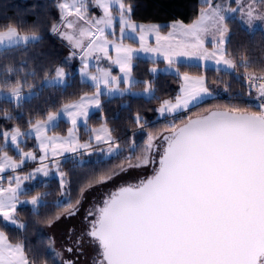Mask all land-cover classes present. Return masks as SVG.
Returning a JSON list of instances; mask_svg holds the SVG:
<instances>
[{
    "label": "snow or ice",
    "instance_id": "obj_1",
    "mask_svg": "<svg viewBox=\"0 0 264 264\" xmlns=\"http://www.w3.org/2000/svg\"><path fill=\"white\" fill-rule=\"evenodd\" d=\"M236 7L213 0H202L201 10L189 24L174 22L167 35L161 34L157 24H138L132 19L133 6L126 0H68L58 3L61 26L54 24L53 33H60L74 50H79L82 62L81 75L95 85L92 96H81L77 102L67 103L60 112L48 113L45 120L30 121V133L39 141L40 166L34 172L21 178L16 175L7 180V187L0 186V218L19 228H25L17 219V207L30 204L35 214L45 196L37 193L30 199L22 184L34 179L37 174L48 176L55 168L59 177L60 193L64 199L54 205L64 211V218L74 217L84 200V193L93 187L106 185L129 169H142L152 165L151 175L136 183H124L103 199L98 209L90 208L85 215L86 235L95 246L93 264H264V75H256L246 58L239 63L228 51L229 18L227 14L239 13L241 22L251 28L256 21H264V0H235ZM90 6L100 15H90ZM70 17L74 19H69ZM118 19L119 38L115 26ZM139 38V47L126 45L128 33ZM155 36V46L147 37ZM211 37V40L208 37ZM128 39H135L128 36ZM36 34L20 35L15 27L0 31V45L37 41ZM110 49L115 57L110 55ZM144 52L162 56L169 68L179 57L214 61L215 65L227 70L242 68L244 80L255 89L260 100L258 111L233 105L224 110H212L196 119L182 118L183 126L167 123L165 131L158 136L151 133L141 149L143 155L125 157L128 167L116 166L118 170H105L86 176L78 185V195L73 202L68 192L69 180L56 159L64 153L91 154L93 140L96 145H106L108 156H119L121 146L113 137L107 124L91 130V137L81 143L76 137L78 121L87 124L90 107H100L101 86L108 92L119 91L120 78L106 69H97L91 74L88 58L102 54L117 65L123 73V82L129 89L135 86L132 72L134 53ZM75 55V52L73 53ZM99 58V57H97ZM12 69H8L11 72ZM153 68L152 72L155 73ZM179 73V69H176ZM264 72V68L260 69ZM64 69H55L54 79L63 82ZM179 94L174 100H164L156 110L161 117L177 116L198 108L207 101H215L214 89L201 75L192 77L187 73L181 77ZM217 83H222L218 81ZM145 92L152 91V83L145 81ZM10 94L17 102L22 100V88L9 86ZM228 86H225L227 91ZM67 116L71 128L67 137L49 136L48 128L54 125L60 113ZM132 123L140 130H146L147 122L137 113ZM29 133V134H30ZM20 128L0 132L4 143L10 139L19 152V159L8 155L0 144V174L15 173L26 160H37L32 151L24 152L19 138L24 136ZM156 141L161 143L157 144ZM135 154V144L132 145ZM159 149L156 158L155 150ZM49 163L44 161L49 160ZM92 217L93 219H89ZM59 215L50 216L49 227L60 220ZM73 230L70 229L71 233ZM78 238L76 244L79 245ZM54 240L48 246L55 258L62 253L54 247ZM68 253L73 248H66ZM0 264H35L23 243H12L5 231L0 230ZM63 264H75L64 260Z\"/></svg>",
    "mask_w": 264,
    "mask_h": 264
},
{
    "label": "trees",
    "instance_id": "obj_2",
    "mask_svg": "<svg viewBox=\"0 0 264 264\" xmlns=\"http://www.w3.org/2000/svg\"><path fill=\"white\" fill-rule=\"evenodd\" d=\"M126 2L133 6L132 19L134 21L165 23L166 27L163 30L167 31L171 22L191 23L201 10L202 0H126ZM57 5V0H0V31L15 27L20 33L40 36L39 40L28 44L0 49V85L4 89H10L6 85L16 86L19 83L25 90L33 87L39 90L31 99L21 103L6 99L1 101L0 132H3L5 128L15 126L27 130L30 128V121L45 120L48 113L58 112L65 104L95 91V87L81 81L76 72L71 73L70 81L65 86L40 87L44 79L55 74L57 67H71L68 62L64 61L62 42L56 33L51 31V27L58 24L60 19ZM229 27L231 34L227 48L232 57L237 63L241 58H246L256 75L264 74L260 71L264 68V30L258 29L250 32L237 17L229 20ZM165 66L166 63L162 60L136 59L133 67L136 82L133 87L145 89L144 82L150 81L154 91L150 98L131 94L113 98L103 96L101 109L91 115L89 125L97 127L105 121L121 146L120 155L105 159L100 158L97 153H91L82 155L86 158L84 163H80L78 157L64 161L62 168L70 182L68 192L73 202L78 195V185L86 176L105 170H118L116 166L127 165L124 162L125 157H134L132 162L135 163L136 158L143 155L141 149L145 146L147 136L150 133L156 135L165 131L167 123L174 122L180 126L182 118L186 120V118L203 115L212 109H224L227 105L247 108L252 112L258 111L257 108L247 103L249 90L242 68L227 71L226 74L225 70L213 67L177 64L180 73L203 75L207 79L208 86L215 90L217 99L209 100L198 108L178 114L173 117L174 120L159 119V113L156 110L161 102L174 100L182 84L180 76L152 73V68ZM9 68L12 69L11 72H8ZM218 81L222 83H217ZM226 85L228 86L227 91H225ZM137 113L147 122L146 130H140L132 123ZM69 126V123L62 121L54 131L65 133ZM82 133L83 139L89 138L90 132L83 127ZM0 144L5 145L2 137H0ZM5 149L14 154L11 146ZM159 151V149L156 151L158 155ZM107 185H101L92 190H102L101 193L107 195L117 188L116 184ZM36 192L44 193L45 196L44 203L41 204L39 210L34 214L33 209L27 206L19 208L17 213L19 219L25 223V228L12 226L0 218V229L5 231L11 242L23 243L30 259L34 260L35 264H60L48 251L46 245L48 239L44 235L48 218L64 212L54 207L62 197L59 179L39 183V186L30 193Z\"/></svg>",
    "mask_w": 264,
    "mask_h": 264
},
{
    "label": "rangeland",
    "instance_id": "obj_3",
    "mask_svg": "<svg viewBox=\"0 0 264 264\" xmlns=\"http://www.w3.org/2000/svg\"><path fill=\"white\" fill-rule=\"evenodd\" d=\"M57 2L58 3L64 2V0H57ZM68 2L70 3L71 0H68ZM213 2L214 3H216V2L226 3L230 7H236L235 0H213ZM92 14L98 16V15H100V12H99L98 9L92 8L90 6V15H92ZM226 15H228L229 20L232 19V18H235V17H237L240 20H242V18L240 17L239 13H231V14H227L226 13ZM59 17H60V19H59L58 25L61 26V31L62 32L63 31H71V30L65 29L63 27V25L61 23L60 10H59ZM69 19H74V18L70 17ZM134 22H136L138 24H143V25H151V24L160 25L161 26V34L162 35H167L168 31L171 30L170 26H169V30H167V31L163 30L166 27L165 23H143V22H137V21H134ZM174 22H177V21H174ZM174 22H171L169 25H171ZM179 22H182V21H179ZM118 23L119 22H118V19H117L116 26H115V33H116L115 37H113L111 35V32H112L111 29L107 30L109 32V38L110 39L119 38ZM182 23H184V22H182ZM184 24H186V23H184ZM244 26L246 28H248V30L250 32H254V31L258 30V29L264 30V21H256V22H254V24H253V26L251 28H249L245 24H244ZM18 33L20 35H29V36L33 35V34H23V33H20L19 31H18ZM230 34H231V31H230V27H229L228 40H229ZM36 35H38V34H36ZM56 35L60 39V41L62 42V49H63V53H64V61L68 62L71 67H69V66H60V67H62L64 69V73H65L64 78H63V82L49 83V81L54 79V76H55V74H54V75L48 76L46 79H44L43 82L40 84V87H44V86H65V85H67L69 83L70 75H72L71 74L72 72L78 73L81 81H83L85 83H88V84H90V85L95 87L94 83L90 79H88L86 77H83L81 75L82 62H81V59H80L79 50L72 49L71 45L68 43V41L62 39L60 33H56ZM129 35L135 37V39L134 40L133 39H128L127 37ZM147 39H148V42L152 46H155V36L154 35H149L147 37ZM208 39L211 40V37L209 36ZM29 42H34V41L30 40ZM124 43L126 45H131L134 48L135 47H139V38H138V36H136L135 33H130L129 32L126 35L125 39H124ZM19 44H24V43H19ZM19 44H17V43L10 44V43L6 42L5 44L0 45V49L9 48V47L16 46V45H19ZM74 52H75V55H73ZM110 55L113 58L115 57V52L112 51L111 49H110ZM97 57H99V58H97ZM138 58L155 60V61H158V60L165 61L162 56H157V55H154L152 53H144V52L134 53V58H133V61H132V72H131V76L133 78L134 83L136 82V78H135V76L133 74V67L135 65L136 59H138ZM87 62L89 63L88 71L91 74H97V69H106V70L110 71L113 76L120 78L121 82H120V85H119V91H113V92H108V90L105 89L103 87V85H102L101 86L102 95L100 96V101H101L100 107L99 108H96V107H90L89 108V110H88L89 111V116H88L87 124H85L82 119L80 121H78L77 130H76V137L81 143L87 142L90 139L91 130L92 129H97V128H100L103 124H107L104 121L100 126H97V127H92V126L89 125V120H90L91 115L93 113H95V112H98L101 109L103 96H107L108 98H113V97H117V96H124V95L131 94V95H135V96H146L147 98H150L151 96H153V92H154L153 89H152V91L150 93H148V92H145V89H136L133 86L130 88V90H126V89H129V85L123 82V73L120 72V69H119V67L117 65L113 64L110 60L104 58L102 54H94V55H92L90 58H88ZM177 64L201 65V66H204V67H213V68L225 70L223 68V66L215 65L214 61H211V60L204 61V60H200V59H196V58H187V57H179L177 59V63L172 68H169L167 63H166L165 67H159V68L157 67V68H158V70H160V69L162 70L164 68H167V70L169 69V71H173L174 69H178L177 68ZM164 70H166V69H164ZM227 71H236V70H227ZM161 73H163V72H161ZM21 88H22V97L23 98H22V100L17 102L11 96L10 89H4L0 85V105H1V101L5 100V99L14 101L16 103H21V102H23V101H25L27 99H31L39 91L36 87L30 88V89H26V90L22 86H21ZM94 93H95V91L93 93L84 94L83 96H92ZM79 99H77V100H75V101H73L71 103L77 102ZM60 110L58 112H60ZM55 113H57V112H55ZM158 118L159 119L169 118L168 120H174L173 116L161 117L160 114H159ZM62 121H65V122L69 123L70 126H69L68 130L71 128V123H70L68 117L63 115V113L61 112L60 115L58 116L57 120L54 122V125L50 126L48 128L47 134L49 136L55 135V136L67 137L68 131L65 132V133L54 131L55 128H57V127H59L61 125ZM107 126L110 129L108 124H107ZM82 127L86 131L90 132V135H89L88 139H83L82 138V134H83L82 133ZM14 128H17V126L5 128L4 131L11 132V130L14 129ZM20 130H21V132L25 133L24 136L19 138V144H20L22 150L24 152H28V151L34 152V154L37 156V160H35V161L26 160L24 166L22 168H20V169H17V171L15 173H11L10 170H9V171H6L3 174H0V186L7 187V180L9 178H12V177H14L16 175H19L21 178H23L24 176L29 175V173L34 172L35 169L40 166L39 157L41 155H43V153H41L39 151V141L36 140L35 133L34 132L30 133V128L27 129V130H23V129L20 128ZM158 135L159 134H156V135H153V136H158ZM114 139L118 143V141H117V139L115 137H114ZM33 143H34V146H33ZM156 143L159 144L160 142L156 141ZM93 145H94L93 149L89 150L90 153H97V154H99L100 158H105V159L106 158H110V156H108L106 154V148H107L106 145H96L94 140H93ZM8 146H11L13 148V150H14V154H12L9 151H7L8 155L12 156L14 159L18 160L19 159V152L17 151L16 147L11 144L10 139L4 145V147H8ZM120 151H121V149H120ZM155 152H154V154L156 155V158H158L159 157V155L157 154L158 152L157 153H155ZM82 155H89V154L84 153L83 150H81L80 154L64 153L62 156L56 157V159L60 161L61 170L64 171L63 168H62V165H63V162L66 161L67 159H70L72 157H78L80 159V163L86 162V158L84 156H82ZM111 157H113V156H111ZM51 159L52 158L49 157V160L44 161V163H49L51 161ZM124 167L127 168L128 165H126ZM152 167H153L152 165H149L147 168L129 169L126 173H122L120 177H117L115 180L110 181L107 186H111V185L116 184V186H117L116 189H118L121 186V184L128 183L127 182L128 179L129 178L131 179L132 176L149 175L151 173V171H152ZM50 179H59V177L56 175L54 167L51 168L48 176H43L42 174H37L34 179L24 180L23 184H22V188L24 189V192L26 193V195H22L21 199L22 200H27V199H30L31 196L36 195L37 193H40V192H36L34 194H31L30 192H32L35 188H37V186H39V183L47 182ZM94 188H97V187H93L92 189H94ZM91 190L84 193V200L80 204L79 212L74 217L64 218V212H62L61 214H59V216L61 217L60 220H58L54 224H52L51 227H49L47 225L45 227V229H44V235H45L46 239H48V241H49L50 238L52 240H54L55 249L62 253V258H55V254L49 248L48 242L46 243L48 251H50L53 254V256L56 259V261H58L60 264H63V261L65 259H67V260H73L74 259L75 264H93L94 251L95 250H92L93 248L87 246V244L85 246V241H84V243L82 244V248L84 249V247H85L84 252L83 253H77L78 252L77 248L74 245V241L76 240V237H77V234L79 233V230H82L81 218L85 217L88 209H90L89 206L93 205V202L95 201V198L96 199H100L101 197L104 198V193H101L102 190L101 191L96 190V189L92 190V191ZM40 194H44V193H40ZM62 199H64L63 196L61 197L60 200H62ZM43 203H44V201H43ZM27 206L32 208V206L30 204L18 205L17 213H18L19 208L27 207ZM39 208H38V210H39ZM16 219H17V221L20 224H24L25 225V223L22 220L19 219L18 215L16 216ZM89 219H92V217H89ZM6 223H8V222H6ZM8 224H10V223H8ZM10 225H12V224H10ZM12 226H14V225H12ZM84 226H85V224H84ZM15 227H18V226H15ZM70 229L73 230L71 233L69 232ZM69 247L74 248L76 250V252H74V254H70L67 251H65V249L69 248ZM78 255H79V259L76 260L75 257L78 256Z\"/></svg>",
    "mask_w": 264,
    "mask_h": 264
},
{
    "label": "flooded vegetation",
    "instance_id": "obj_4",
    "mask_svg": "<svg viewBox=\"0 0 264 264\" xmlns=\"http://www.w3.org/2000/svg\"><path fill=\"white\" fill-rule=\"evenodd\" d=\"M155 153H157V152H155ZM149 175H151V173ZM145 176H147V175H139V176L136 175V176L132 177L131 179H129L127 182L128 183H136V182H138L139 179H142ZM116 190L113 189V191H116ZM107 195H104V198H106ZM104 198L103 197H101L100 199H96L95 198V201L93 202V205H90L89 208L98 209L100 206H102V202H103ZM84 218L85 217L81 218L82 230H79V233L77 234L76 240L75 241L73 240L74 241V245H75V247L77 248V251H78L77 253H83L84 252L85 247H84V249L82 248V244L84 243V241H85V246L87 244V246L93 248L92 250H95V246L90 242L89 238L86 235H82L86 231L87 226H88L87 222L85 221ZM84 224H85V226H84ZM78 238H81L79 245L76 244V241H77ZM74 252H76V250L73 248V252L71 254H74ZM75 259L78 260L79 259V255L76 256ZM65 260H67V259H65ZM73 261H74V259H73Z\"/></svg>",
    "mask_w": 264,
    "mask_h": 264
},
{
    "label": "built area",
    "instance_id": "obj_5",
    "mask_svg": "<svg viewBox=\"0 0 264 264\" xmlns=\"http://www.w3.org/2000/svg\"><path fill=\"white\" fill-rule=\"evenodd\" d=\"M264 75V74H262ZM247 87H248V90H249V96H248V99H247V103L253 107V108H259V104H260V100L257 99V93L255 91V89L253 88H250L249 85L247 84Z\"/></svg>",
    "mask_w": 264,
    "mask_h": 264
},
{
    "label": "crops",
    "instance_id": "obj_6",
    "mask_svg": "<svg viewBox=\"0 0 264 264\" xmlns=\"http://www.w3.org/2000/svg\"><path fill=\"white\" fill-rule=\"evenodd\" d=\"M155 68V67H154ZM153 69V68H152ZM156 69V71H155V73L154 74H157V73H161V72H163L164 74H171V75H176V76H182L183 74H185V73H177V71H176V69H174L173 71H169V69L167 70V68H164V69H166V70H164V69H160V70H158V68H155ZM153 73V72H152ZM188 75H190V76H192V77H198V75H192V74H188ZM182 83H183V81H182ZM206 83H207V79H206ZM181 113H184V112H181ZM181 113H179V114H181Z\"/></svg>",
    "mask_w": 264,
    "mask_h": 264
},
{
    "label": "water",
    "instance_id": "obj_7",
    "mask_svg": "<svg viewBox=\"0 0 264 264\" xmlns=\"http://www.w3.org/2000/svg\"><path fill=\"white\" fill-rule=\"evenodd\" d=\"M219 108H216V109H212V110H218ZM212 110H210V111H212ZM219 110H224V109H219ZM208 113V112H207ZM207 113H205V114H203V115H206ZM203 115H198V116H195V117H192L191 119H196V118H198L199 116H203ZM181 126H183V124H181L180 126H178V127H181ZM155 151H157V149L155 150ZM158 159V158H157Z\"/></svg>",
    "mask_w": 264,
    "mask_h": 264
}]
</instances>
